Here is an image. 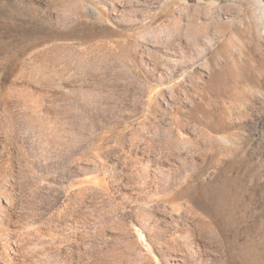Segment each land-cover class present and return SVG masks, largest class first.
Returning a JSON list of instances; mask_svg holds the SVG:
<instances>
[{"label":"rangeland","instance_id":"374dc122","mask_svg":"<svg viewBox=\"0 0 264 264\" xmlns=\"http://www.w3.org/2000/svg\"><path fill=\"white\" fill-rule=\"evenodd\" d=\"M0 264H264V0H0Z\"/></svg>","mask_w":264,"mask_h":264},{"label":"bare ground","instance_id":"6f19581e","mask_svg":"<svg viewBox=\"0 0 264 264\" xmlns=\"http://www.w3.org/2000/svg\"><path fill=\"white\" fill-rule=\"evenodd\" d=\"M22 80V79H21ZM7 90V89H6ZM23 93V92H22ZM5 99V98H4ZM263 136V135H262Z\"/></svg>","mask_w":264,"mask_h":264}]
</instances>
